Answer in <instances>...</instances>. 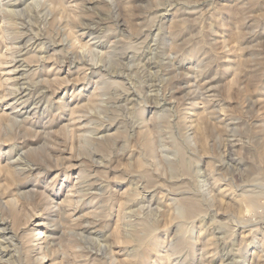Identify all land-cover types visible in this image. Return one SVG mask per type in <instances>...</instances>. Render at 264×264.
<instances>
[{
  "label": "rangeland",
  "instance_id": "374dc122",
  "mask_svg": "<svg viewBox=\"0 0 264 264\" xmlns=\"http://www.w3.org/2000/svg\"><path fill=\"white\" fill-rule=\"evenodd\" d=\"M0 61V264H264V0H0Z\"/></svg>",
  "mask_w": 264,
  "mask_h": 264
},
{
  "label": "bare ground",
  "instance_id": "6f19581e",
  "mask_svg": "<svg viewBox=\"0 0 264 264\" xmlns=\"http://www.w3.org/2000/svg\"><path fill=\"white\" fill-rule=\"evenodd\" d=\"M38 4V3H37ZM81 51V50H80ZM3 64H5V63H3V62H1L0 61V66H2ZM114 74V73H113ZM142 76V75H141ZM1 84H2V82L0 81V87H1ZM20 95V94H19ZM22 96V94L20 95V97ZM26 97V95H24V96H22V98L20 99V100H22V99H24ZM23 159V158H22ZM20 160V159H19ZM8 203V202H7ZM6 208V207H5ZM219 214V213H218ZM7 221V220H6ZM4 222V221H3ZM10 223V222H9ZM36 224V223H35ZM2 225H3V227L5 228V229H3V230H5V231H8V230H10L8 227H9V224H7V223H2ZM1 225V226H2ZM2 230V231H3ZM40 230H42V229H40ZM1 231V230H0ZM4 232V231H3ZM39 233H38V236L40 237V235L43 233L42 231H38ZM10 233V232H9ZM15 237V236H14ZM39 237L37 238V240H39ZM59 248V247H58ZM43 256V258H42V260H44L46 257H45V255H42Z\"/></svg>",
  "mask_w": 264,
  "mask_h": 264
}]
</instances>
